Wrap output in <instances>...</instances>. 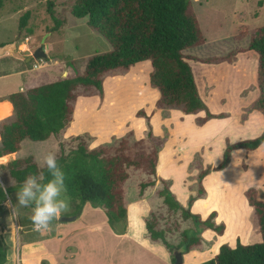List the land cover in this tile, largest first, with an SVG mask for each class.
I'll return each mask as SVG.
<instances>
[{
	"label": "rangeland",
	"instance_id": "1",
	"mask_svg": "<svg viewBox=\"0 0 264 264\" xmlns=\"http://www.w3.org/2000/svg\"><path fill=\"white\" fill-rule=\"evenodd\" d=\"M3 1L0 45L17 41L25 56L33 55L44 45L47 58L26 63L9 54L0 57V96L10 94L16 86H22L20 92H24L44 75L57 79L75 71L84 73L89 58L112 50L107 40L91 29L88 18L77 19L72 15L77 0ZM49 3L53 5L55 17L63 21L59 29H56L50 14ZM192 3L207 42L187 54L209 61L191 60L189 63L195 71L203 101L212 113L225 114L228 118L212 120L200 127L196 118L204 117V112L186 116L179 111L158 108L156 102L160 95L150 86L152 66L150 62H145L132 68L125 76L108 77L104 83L103 101L98 94L80 98L75 120L65 137L90 134L96 138L92 147L110 143L113 137L121 138L130 131L141 139L147 130V122L145 117L137 115L144 111L152 117L154 141L161 145L159 176L172 181L171 190L183 208H187L189 198L198 193L201 172L221 163L229 143L254 139L264 133V114L251 111L260 95L258 55L253 51L241 52L248 49V37L252 31L264 26V0H192ZM26 13L30 16L26 27L21 29L20 22ZM243 33L247 36L242 37ZM147 68L150 71L146 72ZM1 107L6 108L4 102H0ZM174 113L183 117L182 124H177ZM7 118L0 112V122ZM59 143L60 139L56 138L38 143L25 140L20 151L10 156L8 161L34 157L37 162L49 152L57 155ZM140 181L141 177L135 174L128 184L127 200L133 203L128 209L126 237L115 235L107 214L101 208L90 205V208H84L81 216H77V203L67 194L70 211L54 221L50 230L37 232L31 220L34 205L21 207L17 200L20 189L14 181H9L10 193L1 205L7 211L0 210V233L2 230L7 252L13 254V258L14 251L20 259L31 257L35 264H41L43 260L54 262L59 255L54 256L56 252L51 231L60 222L76 217L75 221L66 223L78 231L75 236L82 243L85 264H172L173 257L178 254L183 255L186 264H200L213 259L220 244L235 247L240 240L248 245L253 225L250 220L252 209L245 192L249 188L264 192V146L254 152H234L230 165L224 171L213 172L204 180L207 195L193 204L192 212L203 218L213 211L218 212L216 222H224L227 226L223 238L203 225L184 220L182 210L170 212L157 196L158 188L148 190L144 201L135 202ZM4 186L0 175V187ZM151 209L161 216L160 228L170 229L167 238L175 248L173 254L163 245L151 244L146 239L145 219ZM145 210L146 214L142 215ZM13 224L23 226L24 235L38 237L39 243L33 240L31 242L34 243L26 244L24 239L16 243L18 235L15 232L21 230L15 229ZM7 225H13L11 229H15L13 240L5 236ZM184 231H188L191 237L201 238V245L196 251L187 252L182 244ZM10 236L13 237L12 233ZM76 253H80L79 248ZM18 264L24 262L18 260Z\"/></svg>",
	"mask_w": 264,
	"mask_h": 264
},
{
	"label": "trees",
	"instance_id": "2",
	"mask_svg": "<svg viewBox=\"0 0 264 264\" xmlns=\"http://www.w3.org/2000/svg\"><path fill=\"white\" fill-rule=\"evenodd\" d=\"M3 5L4 1L0 0V15ZM49 7L56 29H59L63 21L55 17L51 3ZM71 13L77 19L88 18L91 29L105 38L112 50L89 58L84 73L75 71L57 79L44 75L35 79L34 85L24 92L0 100L13 105V115L0 122V175L5 185L0 187V206L10 193L9 181H14L21 189L29 175L43 173L45 179L42 183L51 179L47 168H40L34 157L8 161L9 157L20 151L25 140L38 143L56 138L60 139L57 161L65 173L66 194L77 203V216L82 215L87 204L101 208L107 214L111 229L118 235L126 234L128 209L133 203L127 200V189L137 174L141 181L136 201L146 199L148 190L158 188L157 196L170 212L182 210L184 220H192L223 237L227 226L224 222H216L218 212L213 211L203 218L192 212L193 204L207 195L204 180L213 172L224 171L234 152H254L264 146V133L254 139L229 143L221 163L201 172L198 193L189 198L187 208L182 207L171 190L172 181L159 176L161 145L154 141L152 117L144 111L137 115L145 117L147 122V130L141 139L130 131L121 138L113 137L110 143L92 147L96 138L90 134L65 138L75 120L80 98L98 94L103 101L104 83L108 77L125 76L145 62L152 66L150 86L160 95L156 102L158 108L179 111L186 116L204 112V117L196 118L200 127L211 120L228 118L225 114L212 113L203 101L189 63L190 60L209 61L187 54L207 42L192 0H77ZM29 16L26 13L22 17L21 29L26 27ZM249 36L248 49L241 52L253 51L258 55L260 89L251 111L264 114V26L256 28ZM6 106L11 115V105L6 102ZM245 196L252 209L250 243L245 245L237 240L235 247L222 244L213 259L200 264H264V192L249 188ZM153 212L151 209L145 219L146 239L152 244L163 245L173 254L175 248L167 238L170 229L160 228L161 216ZM182 238L187 252L196 251L201 245V238L191 237L188 231L182 233ZM6 262V242L0 236V264ZM42 264L49 263L43 261ZM172 264H176L175 257Z\"/></svg>",
	"mask_w": 264,
	"mask_h": 264
},
{
	"label": "clouds",
	"instance_id": "3",
	"mask_svg": "<svg viewBox=\"0 0 264 264\" xmlns=\"http://www.w3.org/2000/svg\"><path fill=\"white\" fill-rule=\"evenodd\" d=\"M37 163L47 168L51 179L42 183L45 179L43 173L27 176L17 200L21 207L34 205L32 224L35 231L43 233L50 230L53 222L59 220L62 214L70 211V200L66 195L65 173L58 164L56 153L49 152Z\"/></svg>",
	"mask_w": 264,
	"mask_h": 264
},
{
	"label": "crops",
	"instance_id": "4",
	"mask_svg": "<svg viewBox=\"0 0 264 264\" xmlns=\"http://www.w3.org/2000/svg\"><path fill=\"white\" fill-rule=\"evenodd\" d=\"M191 61V60H190ZM148 71H150L149 70V68H147V70H146V72H148ZM195 72V71H194ZM19 74H21L22 75V72H18ZM2 74H0V76H1ZM19 89V90H18ZM20 91H22V86L19 88L18 86H16V88L10 93V94H6V95H3V96H0V100H2L3 98H5V97H7V96H9V95H11V94H14V93H18V92H20ZM1 103H5V106H6V102L8 103V104H10L11 105V107H12V114L11 115H8V113H9V111H8V108H7V106H6V108H0V112H3L4 113V118H7V117H9V116H12L13 115V105H12V103L11 102H9V101H7V100H4V101H0ZM75 113H76V111H75ZM10 114V113H9ZM173 118H175L176 119V122H177V124H182V119H183V117L182 116H180V115H175V113H174V115H173ZM166 121H168V120H166ZM171 121V120H170ZM212 121V120H211ZM193 122H194V120H193ZM259 150V149H258ZM240 151H244V150H240ZM237 152V151H236ZM8 162V161H7ZM0 164H2V163H0ZM145 200V199H144ZM144 200H140V201H135V202H141V201H144ZM4 204V203H3ZM132 205V204H131ZM130 205V206H131ZM129 206V207H130ZM135 206H139V205H135ZM85 208H90V204H87L86 206H85ZM0 210H1V212H6L7 211V209H6V207L4 208L3 206H0ZM146 212H147V210H145L144 211V213L142 214V215H145L146 214ZM83 214V213H82ZM0 219H1V217H0ZM66 222H69V221H66ZM66 222H64L63 221V223H61L60 222V225H57L56 227H54L53 229H52V231L51 232H53V236H52V239H53V241H54V248H55V252L56 253H54V256L56 255V256H58L59 255V257L57 258L56 256V260L54 261V262H52V263H49V261H47L49 264H85L84 263V260H83V258H82V251H81V245H82V243L81 242H79V241H77L76 239H77V237L75 236L76 234H77V232L78 231H75L76 229H73V227H71V224H69V223H66ZM15 226L16 228L15 229H17V228H20V230L21 231H17V232H15L14 230L15 229H11V226ZM13 225H10V227H9V225H7V228L5 229V236L6 235H8V236H6V238L8 239V240H13L14 238H15V236L16 235H14V233L13 232H15L18 236H16V243H19V241H22L23 239L25 240V242H26V244H32V243H34V242H31V241H37V242H35V243H39V240H37L36 238H38V237H34V238H30L28 235L27 236H25L24 234H26V233H24V232H22L23 230H24V227L23 226H21V225H16V224H13ZM1 229H3V228H1ZM9 232H11L12 233V235H13V237L12 236H10L11 235V233H9ZM50 234V233H49ZM1 235H2V230H1ZM4 235V234H3ZM2 235V236H3ZM115 235H118V234H115ZM123 235H125V237L127 236V232H126V234H123ZM123 235H118V236H123ZM223 238V237H222ZM70 239V240H69ZM148 240V239H147ZM149 241V240H148ZM29 242H31V243H29ZM150 242V241H149ZM151 243V242H150ZM152 244V243H151ZM154 245H157V244H154ZM222 244H220V246H221ZM220 246L218 247V251H219V248H220ZM77 248H79L80 249V253L77 255ZM27 250H29V251H32L33 249L32 248H28ZM28 255H32V253H29ZM27 255V256H28ZM85 257V256H84ZM86 258H88V257H86ZM18 260H20V261H23L24 262V264H35L33 261H32V259H31V257H24V258H18V255H16V253H15V251H14V258H13V254H10L9 252H7V262L5 263V264H11V262L13 261L15 264H18ZM167 260H169V258H167ZM44 261V260H43ZM42 261V262H43ZM102 262V261H101ZM13 263V264H14ZM42 264V263H41Z\"/></svg>",
	"mask_w": 264,
	"mask_h": 264
},
{
	"label": "water",
	"instance_id": "5",
	"mask_svg": "<svg viewBox=\"0 0 264 264\" xmlns=\"http://www.w3.org/2000/svg\"><path fill=\"white\" fill-rule=\"evenodd\" d=\"M7 54L12 55L16 59L23 60L26 63H30L32 60H39V59L47 58L44 45L36 49L33 55L25 56L24 53L19 49V45L17 41L8 43L6 45H0V57H3ZM76 219L77 217L71 220L66 219V221H75ZM176 264H184V259L181 254H178L176 256Z\"/></svg>",
	"mask_w": 264,
	"mask_h": 264
}]
</instances>
